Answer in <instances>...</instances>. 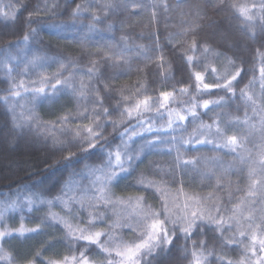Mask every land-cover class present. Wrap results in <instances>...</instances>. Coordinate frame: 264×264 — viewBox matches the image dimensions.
Masks as SVG:
<instances>
[{
    "label": "trees",
    "instance_id": "obj_1",
    "mask_svg": "<svg viewBox=\"0 0 264 264\" xmlns=\"http://www.w3.org/2000/svg\"><path fill=\"white\" fill-rule=\"evenodd\" d=\"M78 5L81 12L73 15ZM240 7L249 9V14L254 16L252 21L240 14ZM189 28L191 30L184 34ZM34 29L36 34L25 42L24 36ZM193 42L197 45L195 51L190 50ZM157 44L159 51L151 53L154 58L150 62L143 60L136 51L126 53L130 57L129 63L109 59L113 51L125 47L131 49L143 45L155 49ZM205 47L209 49L207 52ZM161 55L163 61L158 58ZM188 55L193 57L191 66L186 59ZM35 56L43 58V66L39 62L35 67L28 65ZM228 59L243 70L238 83L234 82L235 96L220 90L196 96L193 72L204 73L205 80L212 82L213 68L220 73L234 71ZM262 59L264 10L261 9V0H0V203L8 200L19 203L30 195L34 201L30 207L25 202L14 212L6 213L4 227L19 229L23 225L32 229L39 226L36 232L23 236L13 232L11 237L4 239L3 249L12 255L13 264H48L49 260L62 264L65 257L79 256L85 250L92 264H107L106 254L95 244L86 241L70 243L65 238L64 225L46 218L49 212H53L69 219L73 225L85 227L89 212L94 215L104 213L105 221L98 223L95 230L105 232L116 219L123 223L130 218L133 207L127 204L107 209L102 203L99 208L87 206L89 202L95 203L91 197L98 194V186L91 187L94 177L89 171L103 167L107 153L114 152L118 146L125 150H139L145 140L157 135L145 132L128 141L130 129L122 140L120 134L130 128V124H135V120L122 118L116 109L117 105L142 101L145 96L155 100L162 91L175 92L168 107L177 111L190 108L193 99L202 104L203 100L224 97L219 106L209 105L207 110L198 108L199 119L195 125L189 117L184 122L186 131H177L176 135L187 138L201 121L204 124L218 121L227 136L244 137L245 160L242 162L236 153L214 144L184 145L180 147L182 159L195 161L185 166L177 162V152L172 145L158 144L145 149L133 168L112 182L110 195L113 200L119 198L125 202L129 198L142 197L145 205L154 210H159L165 201L171 206L174 202L183 203L192 195L202 198L206 208L213 204L228 209L234 206L243 208L244 219L240 220L239 228L233 225L231 230L223 233L224 239L235 235L242 243L224 246L215 226H206L203 235L199 228L195 229L187 241L177 231L166 252L154 254L155 258L148 257L152 264H192L193 244L197 245L199 252L203 240L207 264H219L217 256L240 261L244 246L250 243L247 218H255L253 230H257L264 220V173L259 170L264 156V127L261 126L264 95L259 83ZM161 64L163 67H158ZM26 66L28 71L22 74ZM93 67L96 79L87 75V70ZM69 77L76 87L81 83L86 88L98 87V95L111 114L94 121L92 100L96 99L97 93L88 92L85 101L71 88L61 89V85L56 84L57 79L63 81ZM254 77L256 83L248 89L256 100L252 105L241 99L240 90ZM41 78L50 81L44 85L48 99L32 95L34 87L41 86L38 83ZM21 81L28 91L20 90L21 95L12 98L10 88L13 83L19 85ZM53 85L61 90L54 93ZM181 88H188L191 95H181ZM4 97L14 99L17 115L23 111L27 116L31 110L38 120L30 126L14 127L13 113L10 105L3 102ZM85 110L88 118L81 116ZM159 113L164 115L161 117ZM246 114L249 124L255 127L242 123ZM64 116H69V122L59 123ZM144 119H151L156 127H160L167 124L168 116L164 109L156 107L145 113ZM96 123L104 125L100 129L103 139L95 149L81 150L79 145L87 136L83 129L96 128ZM159 135L165 140L170 138L167 133ZM170 147L173 148L171 152L168 151ZM84 148H87L86 143ZM69 153L73 154L71 159H65ZM252 168L257 169L253 179L260 181L254 196L249 195L251 181L248 173ZM141 176L161 183L163 195L155 188L140 184ZM70 180L73 188L69 196L83 197L85 205L81 209L80 205L72 204L71 214L64 203L54 199ZM40 198L45 203H40ZM47 201L53 203L49 205ZM239 231H245L246 236L240 237ZM115 235L130 242L138 233L120 228L115 230ZM105 239L101 237L102 241ZM209 252L212 255L209 256ZM257 255H260L259 251ZM0 264L5 262L0 261ZM252 264H255L254 260Z\"/></svg>",
    "mask_w": 264,
    "mask_h": 264
},
{
    "label": "snow or ice",
    "instance_id": "obj_2",
    "mask_svg": "<svg viewBox=\"0 0 264 264\" xmlns=\"http://www.w3.org/2000/svg\"><path fill=\"white\" fill-rule=\"evenodd\" d=\"M261 9L264 10V0H261ZM238 11L247 21H252L254 16L249 14V9L245 7L238 8ZM81 12V6L78 5L73 15H77ZM7 15V14H5ZM32 15L31 13L29 14ZM96 17L93 16V20ZM31 23V20H29ZM91 28V25L89 26ZM194 27V26H193ZM191 28L186 29L187 31ZM37 30H33L31 34H26L24 36V41L27 42L30 39V36H34ZM179 35V34H177ZM254 38V37H253ZM197 45L193 42L191 49L195 51ZM209 49L204 48V51L207 52ZM129 51H136L137 55L142 57L145 61H152L153 56L151 53L153 51H159V47L155 49L139 45L134 46L129 49L125 47L123 50L113 51L109 59H122L124 63L130 62V57L126 55ZM163 61L164 57L161 55L158 57ZM188 64L191 66L193 62V57L191 55L186 56ZM40 63L43 66V58L39 56L33 57L32 60L28 61V65L35 67L37 63ZM229 65L234 68V71H225L224 73L217 72L215 68L212 69L213 79L212 82L205 80V75L202 72L195 71L193 72L195 78V95L203 96L211 94L213 90H220L226 93H231L232 96H235V83H238V78L241 77L242 69L236 67L234 62L231 59H228ZM63 67V65H62ZM158 67H163V65H158ZM170 67V66H169ZM28 67L26 66L24 73L26 74ZM205 71H207V66H205ZM11 69H9V74ZM87 75L91 79H96V69L89 68L87 70ZM235 82V83H234ZM38 83L40 87H34L32 95L35 97H43L48 99L47 93L45 92L44 85L50 83L46 78H41ZM256 83V78L254 77L244 89L240 90L241 99L245 102H251L252 105L256 104V100L252 95L249 94L248 89ZM259 83L261 88V94L264 95V59L261 60L260 67V76ZM57 85H61L62 88H71L73 93H79L81 99L88 100V92L97 93L96 99L92 100L94 105L92 109V117L94 121H99L101 117H107L111 113L108 108L104 107L103 99L99 97L98 93L100 89L98 87L86 88L83 83L79 87H76L71 78L61 81L60 79L56 80ZM56 85L52 86V91L55 93L60 91ZM28 91V88L24 85V82L21 81L19 85L13 83L12 88H10L11 97H19L21 91ZM181 95L189 94L188 88L179 89ZM175 92L171 91H162L159 94V97L155 100L150 96H145L142 101H137L135 104L121 106L117 105V111L120 112L122 118H126L128 121L135 120V124H130V128H125L122 132L121 138L125 137L131 129V134L128 135V141L132 140L134 136H142L145 132L147 133H157L152 139L145 140V143L140 146L139 150L132 149H121L119 146L113 151L107 153V162L101 168H92L89 171V175L94 177L91 187L97 188L98 194H94L91 197V201L87 205L89 208H99L101 203L107 209L109 206L115 207L116 205L127 204V206L133 207V212L130 214V218L124 220L122 223L118 218L112 224L109 225V230L97 231L95 230L98 223H103L106 219L104 213H99L94 215L92 212H89V217L86 222L85 227H81L79 224L73 225L69 219L60 216L57 213L49 212L47 221L58 222L64 225L66 230L65 238L70 241V243H75L79 241H86L88 244H95L98 248L106 254L107 264H152V261L148 257H154V254L166 252L167 246L172 244L173 238L176 237L177 231L184 235L185 240L189 239L192 235V232L195 229H200V234L203 235V229L208 226H215V230L221 234L222 245L228 246L232 243H242L238 241L237 237L233 235L227 239L223 238V233L225 231L231 230L232 226L235 225L239 228L240 220L244 219V209L238 206H234L231 209L226 207L213 204L211 207H204L202 203V198L195 195L188 196L185 198L183 203L174 202L171 206L167 201L161 204L159 210H154L150 205H145L142 197L129 198L126 202L117 198L113 200L110 195V186L112 182L118 179L121 173L128 172L133 168L134 163L140 158V154L145 149H151L158 144H170L172 145L177 152V162L182 163L183 165L193 164L195 161L192 160H183L180 155V147L184 145H203V144H214L217 148H227L231 152L237 154V157L243 162L245 157L243 155L244 149V137H237L236 135L227 136L225 129L221 128L218 121H213L212 124H204L202 121L198 127H194L192 133H190L187 138L183 135L177 136V131H186L184 122L191 117V122L195 125V122L199 119V114L197 112L198 108L209 109V105L219 106L224 101V97H220L216 100H203L202 104L197 102L195 99L191 102L190 108H185L182 111H177L175 109H170L168 105L174 99ZM3 102L6 105H10V110L13 113V124L14 127L23 128L25 125H31L33 122L37 121L38 118L35 117L34 113L29 110L27 116L24 115L23 111L17 115L15 112L16 104L13 100H10L9 97H4ZM79 102V101H78ZM158 107L159 109H164L167 112L168 120L166 125L156 127L155 123L149 119H144V114L153 110V108ZM97 108L100 110L98 111ZM255 112L256 109L254 108ZM162 117L164 113H159ZM83 118H88L85 112L81 113ZM69 122V116H64L60 119L59 123L65 124ZM247 126L255 127V125L249 124V118L247 114L245 115L244 121H242ZM261 126L264 127V117L261 119ZM104 125L96 123V128L86 127L83 129L87 133L86 138L80 143V148L83 151L88 149H95L100 140L103 139L102 131ZM113 127H116L115 122ZM139 129V131H137ZM214 129V130H213ZM77 131V135H79ZM159 133H167L170 135L168 140L163 139ZM87 144V148H84V144ZM173 150L172 147L168 149L169 152ZM73 154L69 153V156L65 159L70 160ZM251 159V157H248ZM259 170L261 173H264V156H262ZM99 173V175H97ZM73 175H76L75 173ZM257 175V169H249V180L251 181L249 187V195L254 196L257 185L260 183L259 180H254L253 177ZM211 178V176H209ZM140 184L147 187L155 188L157 191L161 192L163 195L164 188L161 186V183L153 180H147L143 176L140 178ZM221 187L219 183L217 188ZM73 188V182L70 180L66 183L65 188L61 190V193L56 196L54 199L65 204V207L69 209V214H71V205L78 204L80 208L83 209L84 199H75L69 196V192ZM209 199H212L209 197ZM26 202L27 206H31L34 201L32 196H26L23 200H20L19 203L17 200H8L0 203V261H4L5 264H13V257L10 253L4 251L3 241L7 237H11L13 232L18 233L20 236H23L25 233L36 232L39 229L37 228L28 229L21 227L19 229H10L4 227V217L6 213L14 212L18 207L24 205ZM40 203H45L43 198H40ZM49 205L53 201H47ZM254 207V205H253ZM215 212V215H213ZM230 213V214H229ZM118 215V214H116ZM76 219H79L77 216ZM253 216L247 218L249 231L247 233L250 243L244 246L242 258L240 261L225 260L223 256H217L216 259L219 261V264H252L253 260L255 264H264V220L261 221V225L257 226V230H253ZM134 221V222H133ZM45 221H42V223ZM120 228H129L134 233H138L137 237L133 241H124L122 238L115 235V230ZM240 237H245V231H239ZM101 237H106L105 240H101ZM206 247L205 241H201L199 252L196 250L197 245L193 244V251L191 253L193 260L192 264H207L208 257L204 254L203 249ZM86 251V250H85ZM85 251H81L79 256L73 255L71 257H65L62 264H92L85 254ZM187 251V249H185ZM259 251L260 255H257ZM251 252V256H249ZM113 253L115 255L113 256ZM39 255V253L37 254ZM208 255H212L211 252ZM116 257L119 259L117 260ZM48 264H61V262L49 260Z\"/></svg>",
    "mask_w": 264,
    "mask_h": 264
},
{
    "label": "rangeland",
    "instance_id": "obj_3",
    "mask_svg": "<svg viewBox=\"0 0 264 264\" xmlns=\"http://www.w3.org/2000/svg\"><path fill=\"white\" fill-rule=\"evenodd\" d=\"M24 148V147H23ZM25 149V148H24Z\"/></svg>",
    "mask_w": 264,
    "mask_h": 264
}]
</instances>
